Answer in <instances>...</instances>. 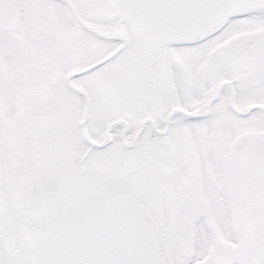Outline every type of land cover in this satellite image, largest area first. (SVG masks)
<instances>
[{
    "label": "snow or ice",
    "instance_id": "1",
    "mask_svg": "<svg viewBox=\"0 0 264 264\" xmlns=\"http://www.w3.org/2000/svg\"><path fill=\"white\" fill-rule=\"evenodd\" d=\"M0 264H264V0H0Z\"/></svg>",
    "mask_w": 264,
    "mask_h": 264
}]
</instances>
